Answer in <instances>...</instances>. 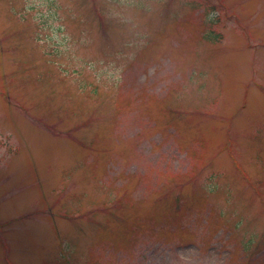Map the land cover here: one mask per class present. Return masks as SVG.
<instances>
[{"label": "rangeland", "instance_id": "1", "mask_svg": "<svg viewBox=\"0 0 264 264\" xmlns=\"http://www.w3.org/2000/svg\"><path fill=\"white\" fill-rule=\"evenodd\" d=\"M0 264H264V0H0Z\"/></svg>", "mask_w": 264, "mask_h": 264}]
</instances>
